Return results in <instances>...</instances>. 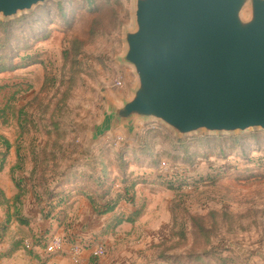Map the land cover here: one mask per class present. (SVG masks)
Masks as SVG:
<instances>
[{
  "label": "rangeland",
  "instance_id": "rangeland-1",
  "mask_svg": "<svg viewBox=\"0 0 264 264\" xmlns=\"http://www.w3.org/2000/svg\"><path fill=\"white\" fill-rule=\"evenodd\" d=\"M132 7L48 1L0 21V176L19 186L17 200L0 201V224L14 223L15 208L42 218L50 207L67 214L71 231L88 195L104 211L135 185V203L121 201L104 233L89 237L103 264H264V133L177 140L149 124L135 140L116 132L88 148L103 94L128 95L133 81L115 62ZM121 217L135 223L117 226Z\"/></svg>",
  "mask_w": 264,
  "mask_h": 264
},
{
  "label": "water",
  "instance_id": "water-1",
  "mask_svg": "<svg viewBox=\"0 0 264 264\" xmlns=\"http://www.w3.org/2000/svg\"><path fill=\"white\" fill-rule=\"evenodd\" d=\"M48 1L0 0V21ZM120 68L128 95L103 94L88 148L140 125L158 124L177 140L264 133V0H133Z\"/></svg>",
  "mask_w": 264,
  "mask_h": 264
},
{
  "label": "crops",
  "instance_id": "crops-1",
  "mask_svg": "<svg viewBox=\"0 0 264 264\" xmlns=\"http://www.w3.org/2000/svg\"><path fill=\"white\" fill-rule=\"evenodd\" d=\"M2 173H4V170L0 172V175ZM0 192L7 201L14 199L17 195V190L9 176H0ZM79 208L80 206L75 209L78 210ZM83 208L78 211L79 220L78 222L76 221L77 224H74V229L68 232L74 236L75 240V244L70 246L79 247V255L77 257L72 256L67 250L58 256H48L45 254L44 250L41 248L44 244H41V242L44 240L41 239H47L53 234L60 236L58 234L61 233V230L64 234L63 227L60 228L56 221L44 220L41 218L40 211L39 213L37 211L28 213L27 210L26 213L21 216L28 219V225H21L15 220L8 228L3 240H0V264H90L91 258L95 255V251L93 245H88V242L90 244L94 242V245L97 244L95 243V238L90 239L89 237L96 231H100L101 234L104 233L103 229L106 227L108 216H98L88 201L83 204ZM2 216L3 212L0 207V223ZM34 221H42L44 223L41 225L40 230L34 229ZM11 223L10 221V224ZM123 225L128 224L125 223ZM37 233L38 235L36 236ZM34 236H36L35 243L27 239H34ZM97 237L98 240H101L99 236ZM51 239L52 238L47 239L46 242ZM37 241L41 244V247H35ZM26 243L34 244L33 252L25 250ZM131 260L129 262L133 263ZM113 262L119 264L117 263V258ZM129 262L127 261L126 264H130ZM101 264H103L102 261Z\"/></svg>",
  "mask_w": 264,
  "mask_h": 264
},
{
  "label": "trees",
  "instance_id": "trees-1",
  "mask_svg": "<svg viewBox=\"0 0 264 264\" xmlns=\"http://www.w3.org/2000/svg\"><path fill=\"white\" fill-rule=\"evenodd\" d=\"M6 25H2V24H0V27H5ZM4 145H5V148H6V151L7 152H9L10 151V146H9V144L7 143V142H4ZM5 157V156H4ZM14 169V168H13ZM12 169V170H13ZM2 170L3 169H1L0 168V172H2ZM12 172V171H11ZM11 178H12V176H11ZM12 181H13V183H14V186H15V188H16V190H17V195L14 197V200L16 199H18V189H19V186L16 184V182L13 180V178H12ZM134 187H135V185H133V186H131L130 188H128L129 190L128 191H126V193L125 194H118L117 195V199H116V201L114 202V204L112 205V206H110V207H106L105 208V210L103 211V209H102V207H100L99 205H98V203L95 201V199L92 197V196H90V195H88L87 196V198H88V202L90 203V205L92 206V208H93V210H94V212L98 215V216H107V215H109V214H112L113 212H114V209L119 205V203L121 202V201H125V202H127V203H129L130 205H133L135 202H134ZM130 194H131V197H130ZM0 201H7L5 198H4V196H3V194L0 192ZM15 211L17 212V214H16V220H17V222L19 223V224H21V225H28V220L26 219V218H24L23 216H20V214H19V209H16L15 208ZM56 212V209H52V208H50L49 207V210H48V212H45V210H42L41 209V213H42V218L44 219V220H52V221H56L61 227H63L64 228V233H68L69 232V230H70V226H69V224H66L65 223V221L67 220V214H60V212H58V214H57V216L54 214ZM63 215V216H62ZM115 222H116V225L117 226H120V225H122V224H134L135 223V221L132 219V218H127V219H124V218H116L115 219ZM9 224H10V220L8 219L7 220V222L5 223V224H0V240H3V238H4V236H5V234L7 233V231H8V228H9ZM67 225V226H66ZM173 229L174 230H176L177 229V222L176 221H174V227H173ZM64 240H65V242H66V244H68V245H72V244H75V240H74V236L72 235V234H70V235H68V236H66V237H64L63 238ZM41 244H42V242H41ZM41 244H39L38 243V241H37V244H35V247L36 246H39V247H41L40 245ZM32 245H33V247H34V244L32 243ZM45 246H46V242L42 245V249L44 250V248H45ZM90 264H101V259L99 258V257H96L95 255L91 258V261H90Z\"/></svg>",
  "mask_w": 264,
  "mask_h": 264
},
{
  "label": "built area",
  "instance_id": "built-area-1",
  "mask_svg": "<svg viewBox=\"0 0 264 264\" xmlns=\"http://www.w3.org/2000/svg\"><path fill=\"white\" fill-rule=\"evenodd\" d=\"M114 86L118 89H125V82L122 77H117L114 82ZM119 141H123V137L120 136ZM25 250L29 252H33L34 247L32 243L25 244ZM69 251L70 254L74 257L79 255V247L70 246L66 244L65 240L62 237L55 236L50 241L46 242V246L44 248L45 254L48 256H58L62 253ZM104 255L103 249L100 248L97 252H95V256L101 258Z\"/></svg>",
  "mask_w": 264,
  "mask_h": 264
}]
</instances>
